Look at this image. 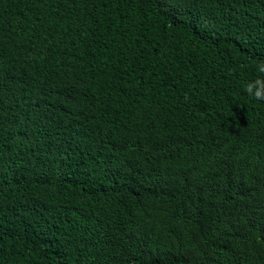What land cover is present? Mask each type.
<instances>
[{
	"label": "trees",
	"instance_id": "obj_1",
	"mask_svg": "<svg viewBox=\"0 0 264 264\" xmlns=\"http://www.w3.org/2000/svg\"><path fill=\"white\" fill-rule=\"evenodd\" d=\"M0 4V264H264V0Z\"/></svg>",
	"mask_w": 264,
	"mask_h": 264
},
{
	"label": "clouds",
	"instance_id": "obj_2",
	"mask_svg": "<svg viewBox=\"0 0 264 264\" xmlns=\"http://www.w3.org/2000/svg\"><path fill=\"white\" fill-rule=\"evenodd\" d=\"M255 68L259 75L246 81L243 84V91L249 98L264 102V61L257 62Z\"/></svg>",
	"mask_w": 264,
	"mask_h": 264
},
{
	"label": "bare ground",
	"instance_id": "obj_3",
	"mask_svg": "<svg viewBox=\"0 0 264 264\" xmlns=\"http://www.w3.org/2000/svg\"><path fill=\"white\" fill-rule=\"evenodd\" d=\"M3 1H4V0H3ZM8 2H9V1H8ZM10 2H11V1H10ZM10 2H9V3H10ZM13 3H15V2H13ZM5 4H6V3H5ZM0 5H3V4H0ZM16 5H18V4H16ZM27 5H28V4H27ZM0 7H1V6H0ZM19 7H20V6H19ZM26 7H27V6H26ZM6 9H7V8H6ZM18 11H20V10H18ZM1 13H2V12H0V14H1ZM24 13H25V11H24ZM8 14H9V13H8ZM17 15H18V14H17ZM1 16H2V15H1ZM13 16H14V15H13ZM13 16H11V17L13 18ZM20 16H21V15H20ZM9 18H10V17H9ZM24 18H25V17H24ZM30 18H31V17H30ZM0 19H1V18H0ZM19 19H20V18H19ZM12 20H13V19H12ZM12 20H11V21H12ZM22 20H24V19H22ZM113 21H114V20H113ZM8 22H9V21H8ZM19 22H20V21H19ZM23 22H24V21H23ZM121 22H122V21H121ZM13 23H14V22H13ZM31 23H32V22H31ZM119 23H120V22H119ZM124 23H125V22H124ZM20 24H21V23H20ZM114 24H115V23H114ZM116 24H118V23H116ZM0 25H1V24H0ZM123 25H124V24H123ZM127 25H128V23H127ZM124 26H125V25H124ZM113 27H114V26H113ZM127 27L129 28V26H127ZM28 28H29V27H28ZM120 28H121V27H120ZM7 29H8V28H7ZM118 29H119V27H118ZM121 29H122V28H121ZM116 30H117V29H115V31H116ZM113 31H114V30H113ZM115 31H114V32H115ZM124 31H125V30H124ZM3 32H4V31H3ZM118 33H119V32H118ZM115 34H116V33H115ZM2 36H3V35H2ZM117 49H118V48H117ZM120 50H121V48H120ZM120 50H119V51H120ZM114 51H115V50H114ZM116 51H117V50H116ZM116 51H115V52H116ZM119 51H117V53H118ZM123 51H124V50H123ZM135 53H136V52H135ZM139 53H140V52H139ZM112 55H113V54H112ZM115 55H116V54H115ZM120 55H121V54H120ZM133 55H135V54H133ZM140 55H142V54H140ZM126 56H127V55H126ZM117 57H118V58H119V57L122 58L121 56H117ZM128 57H129V55H128ZM133 57H134V56H133ZM137 57H138V56H137ZM137 57H136V58H137ZM139 57H140V56H139ZM140 58H141V57H140ZM143 58H145V57H143ZM146 58H147V56H146ZM113 59H114V58H113ZM124 59H125V57H124ZM149 59H150V58H149ZM131 60H133L132 56H131ZM134 60H135V59H134ZM141 60H142V59H141ZM144 61H146V60H144ZM125 62H126V61H124V63H125ZM132 62H133V61H132ZM157 62H159V61H157ZM119 63H120V62H119ZM127 63H128V62H127ZM127 63H126V64H127ZM135 63H136V62H135ZM154 63H155V62H154ZM159 63L161 64V62H159ZM112 64H113V63H112ZM131 64H132V63H131ZM136 64H137V63H136ZM140 64H141V63H140ZM147 64H148V63H147ZM160 64H159V65H160ZM116 65H117V64H116ZM138 65H139V63H138ZM142 65H143V63H142ZM166 65H167V64H166ZM125 66H126V65H125ZM125 66H124V67H125ZM161 67H162V66H161ZM167 67H168V66H167ZM144 68H145V67H144ZM115 69H116V68H115ZM154 69H155V68H154ZM116 70H117V69H116ZM148 70H149V69H148ZM155 70H156V69H155ZM114 71H115V70H114ZM158 71H159V70H158ZM171 71H172V70H171ZM171 71H170V72H171ZM90 72H91V71H90ZM160 72H162V71H160ZM110 73H111V72H110ZM119 73H120V72H119ZM92 74H93V73H92ZM115 74H116V73H115ZM131 74H132V73H131ZM125 75H126V74H125ZM171 75H172V74H171ZM156 76H157V75H156ZM160 76H163V75L161 74ZM160 76H159V77H160ZM138 77H139V76H138ZM152 77H153V76H152ZM109 78L112 79V77H109ZM156 78H157V77H156ZM161 78H163V77H161ZM164 78H165V77H164ZM154 79H155V78H154ZM168 79H169V78H168ZM149 80H150V79H149ZM94 82H95V81H94ZM144 82H145V81H143V83H144ZM148 82H149V81H148ZM158 84H161V83H158ZM119 85H120V84H119ZM151 86H152V85H151ZM155 86H156V85H155ZM158 87H159V86H158ZM82 89H83V88H82ZM159 92H160V91H159ZM146 93H147V92H146ZM152 93H153V92H152ZM103 96H104V95H103ZM121 96H122V95H121ZM164 96H165V95H164ZM121 98H122V97H121ZM116 104H117V103H116ZM131 108H132V107H131ZM113 111H114V110H113ZM111 116H112V115H111ZM153 119H154V118H153ZM141 130H143V129H141ZM137 134L139 135V133H137ZM141 134H142V133H141ZM138 135H137V136H138ZM145 135H146V133H145ZM138 138H139V137H138ZM161 156H162V155H161Z\"/></svg>",
	"mask_w": 264,
	"mask_h": 264
}]
</instances>
